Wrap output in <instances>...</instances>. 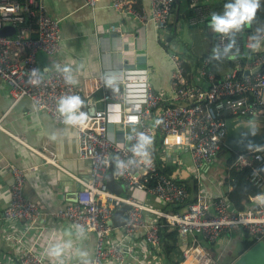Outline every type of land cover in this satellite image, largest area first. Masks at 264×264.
Listing matches in <instances>:
<instances>
[{
	"label": "built area",
	"instance_id": "1",
	"mask_svg": "<svg viewBox=\"0 0 264 264\" xmlns=\"http://www.w3.org/2000/svg\"><path fill=\"white\" fill-rule=\"evenodd\" d=\"M84 1L94 8L99 0ZM176 1L149 0L148 8H139L136 0H112V8L135 17L142 24L153 23L159 40L173 16ZM190 1L196 7L190 24L207 26L210 13L214 10L203 0ZM41 2L0 0V32L7 27L15 29L13 35L0 34V82L8 87L13 107L28 100L36 111L46 113L63 125V118L57 111L58 99L79 95L84 101L81 110L89 114V119L83 126L73 128L77 132L78 156L90 162L91 173L87 179L73 176L79 184L73 201L52 213L49 219L83 225L85 231L94 235V255L86 264L123 263L126 254L132 250L130 238L138 231H145L142 237L148 249H159L160 220L171 229H178L182 238L197 235L210 244L215 243L224 232L235 229H243L251 237L264 240V206L255 204L261 209L235 211L225 198L211 202L207 194L201 192L184 210L174 213L155 211L127 195L118 196L106 183L107 174L114 170L117 179L129 191H145L167 205L189 202L190 195L185 186L179 185L174 177L157 173L156 147L168 153L189 152L195 169L202 171L215 162L226 148L229 119L264 116V52L250 50L252 42L247 26L235 35L239 55L235 59L228 58L236 66L222 78L211 67L209 58L194 72H188L186 60L169 51L166 52L171 64L169 97L158 93L153 84V72L142 66L108 69L100 77L88 79L83 88H78L74 82L66 83L67 74L61 71L62 67L44 74L39 66L40 54L52 58L62 51L60 21L48 15ZM242 35L247 38L248 55L242 52ZM216 38L221 49L228 42L227 37L216 34ZM32 69L39 70L35 76L31 74ZM113 75L116 82L112 87H106L105 77ZM133 116L139 117L138 121H131ZM157 121L161 123L157 124ZM0 129H3L1 124ZM137 132H144L154 141L158 140L149 149L150 162L134 157L130 150L136 143ZM130 136L131 140L128 139ZM12 137L20 141L19 137ZM32 150L46 163L62 169L51 150ZM263 151L251 148L237 153L232 164L236 169H250L249 179L261 192L264 191V174L257 171L259 167L256 164L264 163ZM117 159L124 161L126 167L118 169ZM8 169L13 183L4 220L10 225L22 223L28 227L25 233L22 231L10 239L24 249L28 229H32L42 218L38 206L24 195L27 175L36 168L10 166ZM122 205L130 208L124 225L127 243L113 244L110 240L113 226L109 223ZM146 214H150V218ZM199 254L204 258L202 264L212 263L204 251L200 250ZM20 264L51 263L43 254L26 248ZM64 264L85 262L68 261Z\"/></svg>",
	"mask_w": 264,
	"mask_h": 264
},
{
	"label": "crops",
	"instance_id": "2",
	"mask_svg": "<svg viewBox=\"0 0 264 264\" xmlns=\"http://www.w3.org/2000/svg\"><path fill=\"white\" fill-rule=\"evenodd\" d=\"M136 1L139 8L149 7V0ZM181 1L177 0L174 7ZM203 1L210 6L222 2ZM41 4L48 15L60 21L62 32V51L52 58L44 54L38 56V63L44 74L60 67L70 68L75 86L83 88L88 79L100 77L108 69L148 67L153 72V84L158 93L165 97L170 96L171 64L166 57V52L170 50L163 48L165 40L171 42L167 30L158 40L153 23L142 24L133 16L117 12L112 8V0H99L94 8L88 6L84 0H42ZM179 9L180 6L177 5V10ZM200 27L197 28L205 32ZM211 34L214 33L211 31ZM242 39L247 51L246 35H242ZM260 52H264V46L255 51ZM12 104L13 99L8 87L0 82V124L3 127L0 129V214L5 213L11 200L13 177L8 168L35 167L36 170L27 175L24 195L27 200L38 206L42 218L32 229H28L24 249L10 239L22 231L25 233L28 227L22 223L10 225L3 220L0 226V264H20V258L26 248L43 254L51 263L46 249L55 243L67 242H71L72 247L66 249L61 257L64 263L90 261L95 250L94 235L85 231L84 235L80 236L67 221L49 219L52 213L73 201L75 193L79 190V184L73 176L87 179L91 173L90 162L78 156L77 132L71 126L56 122L46 113L36 111L28 100L14 107ZM99 107H102V104H99ZM261 119H264V116L247 119L250 123H244V128L250 127L256 133V126L262 123ZM12 135L19 137L20 141ZM53 136L57 138L53 139ZM32 149L51 150L62 169L46 163ZM164 151L162 156L165 165L174 169L171 177L187 188L190 202L201 192L206 193L211 202L221 198L227 200V193L232 189L226 171L228 155L231 152L222 151L215 162L205 166L202 171H197L189 152L179 151L178 154ZM117 181L121 184L118 179ZM121 185L127 197L152 210L169 212L167 204L160 203L145 191H129ZM251 201L257 204L253 199ZM146 216L150 218V214ZM144 235L145 231H138L130 238L129 245L132 250L126 254L121 264H170L161 246L157 250L147 248L142 237ZM245 235L243 229L224 232L213 244L197 235L184 238L180 236L179 251L185 260L181 264H202L204 258L199 254L200 250L212 259L211 264H233L242 253ZM110 240L113 244L127 243L124 226L113 227ZM82 252L87 255L81 256Z\"/></svg>",
	"mask_w": 264,
	"mask_h": 264
},
{
	"label": "clouds",
	"instance_id": "3",
	"mask_svg": "<svg viewBox=\"0 0 264 264\" xmlns=\"http://www.w3.org/2000/svg\"><path fill=\"white\" fill-rule=\"evenodd\" d=\"M262 7H264V5H262V0H229V2L223 5L222 12H211L207 27L212 33L227 37L228 42L222 49L219 46L213 47L209 60H221L223 58L235 59L240 52L235 35L243 31L246 26L249 28L251 27ZM262 33H264V30L257 29L255 33L249 36V40L252 42L250 45L251 51L255 52L264 46V35H262ZM37 71L39 70L32 69L31 74L35 76ZM61 71L67 74L65 76L66 83L72 84L74 82L71 75L72 70L65 67ZM29 82L32 81L30 80ZM115 82L116 78L114 75L105 77L106 87H112ZM83 107L84 101L79 95L61 96L57 102V111L63 118V123L71 127L83 126L89 119V114L81 110ZM138 119L139 117L136 116L130 117V120L133 122L138 121ZM159 123H161V121H157V124ZM56 138V136H53V139ZM135 138L136 143L130 149L133 156L141 160L147 159L150 162L151 153L149 149L153 144L152 136L144 132H137ZM128 139L131 140L132 137L130 136ZM133 162L134 161H129V163ZM116 166L118 169L126 167L124 161L119 159H117ZM257 171H264V168L257 169ZM253 200L257 202L258 205L264 206V193L257 194L253 197ZM72 227L76 230L78 235H84L85 226L74 224ZM71 247V242L55 243L48 247L46 249V254L51 264H64L61 257L65 250ZM80 255L86 256L87 253L82 252Z\"/></svg>",
	"mask_w": 264,
	"mask_h": 264
},
{
	"label": "trees",
	"instance_id": "4",
	"mask_svg": "<svg viewBox=\"0 0 264 264\" xmlns=\"http://www.w3.org/2000/svg\"><path fill=\"white\" fill-rule=\"evenodd\" d=\"M26 0H21V2H25ZM229 2L228 0H224L220 3H216L211 5V9H213L215 12H222L223 5L225 3ZM177 5L180 6L179 9V21L176 23L175 18V12L177 10ZM262 5H264V0H262ZM174 14L170 21L167 24L166 30L168 31L169 38H171V41L173 40L174 31L176 29V32L178 30V27L181 23H189V27L192 28L193 25L190 24V20L195 16V6L190 0H182L180 3L176 4V7H174ZM191 25V26H190ZM200 27V25H198ZM193 26V27H198ZM203 30H205L207 36L210 38V47L209 51L206 55L201 56L199 58H194L191 61H186L185 67L188 72H194V69L207 58H209L211 54V50L213 47L217 46V38L216 34L212 35L211 30L206 26L203 25V27H200ZM257 29L264 30V7L261 8V10L257 14L256 20L253 22L251 27H247V33L252 34L255 33ZM171 33V34H170ZM174 34V35H173ZM263 34V33H262ZM170 43L167 40L164 41V48L165 50H170ZM242 52H245L247 55L250 51H245V49L242 47ZM178 54V53H177ZM235 62L232 60H229L228 58H223L221 60H211V67L214 68V70L217 72L218 76L222 78L226 72L231 71L235 68ZM230 117H228L229 119ZM158 142L156 139L153 140V144L155 145ZM226 148H224L225 150ZM230 153V152H229ZM163 154H165L164 149L156 148V155H157V173H160L161 175L166 176H172L174 169L170 168L169 166L165 165V162L163 160ZM264 154V151H263ZM228 155V154H227ZM237 157V153L231 152L230 155H228V162H227V169L228 171V178H229V185L232 188L229 193H227V200L228 202L233 206L235 211H247L250 209L253 210H259L260 207L256 206L254 202L251 201L253 197H255L257 194L264 193V191H259L250 181L249 175L251 173L250 169H236L232 167L234 159ZM259 169L264 168V163H257L256 164ZM264 174V171H261ZM188 202L186 204H170L167 207L170 209V213H174L176 211H180L185 209L189 204L193 203ZM255 205V207H253ZM264 208V207H263ZM160 225V236H161V247L168 258V261L170 264H181L184 262L183 254L179 251V246L181 243L180 239V233L178 229H171L168 227L164 221H159ZM245 231V230H244ZM246 232V237L243 242V249L242 253L249 250L252 246H254L257 242H259L258 239L251 237V235Z\"/></svg>",
	"mask_w": 264,
	"mask_h": 264
},
{
	"label": "water",
	"instance_id": "5",
	"mask_svg": "<svg viewBox=\"0 0 264 264\" xmlns=\"http://www.w3.org/2000/svg\"><path fill=\"white\" fill-rule=\"evenodd\" d=\"M179 21V10L176 12V23ZM0 34L10 36L15 34L14 28H5ZM250 123L245 118L229 119L227 122L226 152L242 153L248 149H264V134L259 135L252 131V128H244V123ZM106 183L109 189L118 196L125 197L124 188L117 181L114 171H110L106 176ZM128 205L122 207L115 213L109 225L120 228L123 227L127 220ZM5 216L0 214V226L3 224ZM233 264H264V240L257 242L249 250L241 254Z\"/></svg>",
	"mask_w": 264,
	"mask_h": 264
},
{
	"label": "rangeland",
	"instance_id": "6",
	"mask_svg": "<svg viewBox=\"0 0 264 264\" xmlns=\"http://www.w3.org/2000/svg\"><path fill=\"white\" fill-rule=\"evenodd\" d=\"M173 37L170 43V52L178 53L188 62L194 59L193 57H201L209 51L210 38L206 32L200 31L197 27L190 28L189 23H181ZM261 120L262 123L258 124L255 130L259 135L264 134V119Z\"/></svg>",
	"mask_w": 264,
	"mask_h": 264
}]
</instances>
